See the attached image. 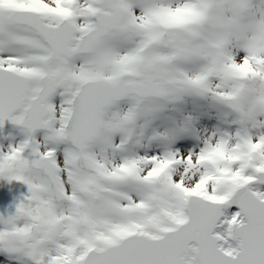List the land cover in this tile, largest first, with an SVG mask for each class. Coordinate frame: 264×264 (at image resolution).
<instances>
[{
    "label": "snow or ice",
    "instance_id": "obj_1",
    "mask_svg": "<svg viewBox=\"0 0 264 264\" xmlns=\"http://www.w3.org/2000/svg\"><path fill=\"white\" fill-rule=\"evenodd\" d=\"M0 264H264V0H0Z\"/></svg>",
    "mask_w": 264,
    "mask_h": 264
},
{
    "label": "water",
    "instance_id": "obj_2",
    "mask_svg": "<svg viewBox=\"0 0 264 264\" xmlns=\"http://www.w3.org/2000/svg\"><path fill=\"white\" fill-rule=\"evenodd\" d=\"M17 133L21 134L20 130L11 124V122H6L5 125L0 128V137L6 133ZM6 185V191L0 200V213H7L8 211H14V204L18 201L22 195H26L27 185L20 181H11L4 178H0Z\"/></svg>",
    "mask_w": 264,
    "mask_h": 264
},
{
    "label": "clouds",
    "instance_id": "obj_3",
    "mask_svg": "<svg viewBox=\"0 0 264 264\" xmlns=\"http://www.w3.org/2000/svg\"><path fill=\"white\" fill-rule=\"evenodd\" d=\"M11 231H12V229H11L10 225H8L7 223L4 225L3 229H0V232L3 233V238H4L6 244L16 243L15 237L10 234Z\"/></svg>",
    "mask_w": 264,
    "mask_h": 264
},
{
    "label": "rangeland",
    "instance_id": "obj_4",
    "mask_svg": "<svg viewBox=\"0 0 264 264\" xmlns=\"http://www.w3.org/2000/svg\"><path fill=\"white\" fill-rule=\"evenodd\" d=\"M18 142V141H17ZM4 146H7L9 143H15V140L12 142L11 141V137H9V136H7V137H5V139H4Z\"/></svg>",
    "mask_w": 264,
    "mask_h": 264
},
{
    "label": "bare ground",
    "instance_id": "obj_5",
    "mask_svg": "<svg viewBox=\"0 0 264 264\" xmlns=\"http://www.w3.org/2000/svg\"><path fill=\"white\" fill-rule=\"evenodd\" d=\"M26 194H27V191H26Z\"/></svg>",
    "mask_w": 264,
    "mask_h": 264
}]
</instances>
